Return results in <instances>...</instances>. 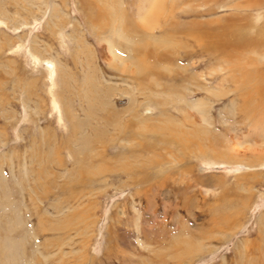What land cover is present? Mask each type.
<instances>
[{
	"label": "rangeland",
	"instance_id": "obj_1",
	"mask_svg": "<svg viewBox=\"0 0 264 264\" xmlns=\"http://www.w3.org/2000/svg\"><path fill=\"white\" fill-rule=\"evenodd\" d=\"M151 2L0 0V264H264V6Z\"/></svg>",
	"mask_w": 264,
	"mask_h": 264
},
{
	"label": "bare ground",
	"instance_id": "obj_2",
	"mask_svg": "<svg viewBox=\"0 0 264 264\" xmlns=\"http://www.w3.org/2000/svg\"><path fill=\"white\" fill-rule=\"evenodd\" d=\"M247 1H252V3H253L252 5L261 4V6H264V0H247ZM160 2H161V0H157V2H155L153 4L151 2V4L153 5V9H151V11H153V10H155L157 12L160 11L159 15L161 14V11H162V9H160L161 8ZM156 3H158V6H155ZM154 6H155V8H154ZM87 7H88V10H90L89 9L90 6H84V9L85 8L87 9ZM163 11H165V9H163ZM149 12H150V10H149ZM144 23H145V25L148 24V22H144ZM239 23L233 24L232 26H231V24L228 23V25H230V27L227 26V23H226V25H225V23L224 24L218 23L212 27H206V24H205V26L199 25V28H197L196 30H188L186 35L194 38V40L199 45V47L202 50H204L205 52H208L212 56H214V55L215 56H222L223 54H225L226 59L229 61H232V60L234 61V59L236 58L234 51H236L237 49H241V50L246 52L245 48L249 49V51H252L253 49H256V47H260L261 50L264 51V32H263L264 27L261 29L260 28L257 29L255 26H253L254 28L252 30H255V32H254L255 35H254V34H251V32H249L248 28H250V27L245 22L241 23V24H239ZM200 24H203V23H200ZM146 27H148V25ZM159 32L164 35L165 33H167V29L164 27L163 28L159 27ZM186 55H187V52L184 56H186ZM45 63L47 65V68L49 71L48 74L53 76L54 71H55V67H54L53 63L50 61H45ZM254 78H257L256 80L259 79L256 76V73L254 74ZM259 80L264 86V81L261 79H259ZM263 92H264V87H262V90H260L258 88L255 91V93H257L259 95L261 93L264 94ZM258 107L260 108V106H258ZM263 108H264V103L261 106V109H263Z\"/></svg>",
	"mask_w": 264,
	"mask_h": 264
}]
</instances>
